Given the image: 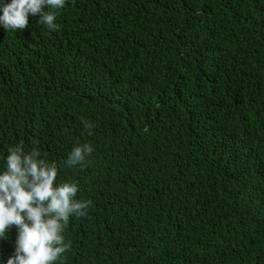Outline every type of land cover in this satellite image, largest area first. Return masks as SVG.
Returning <instances> with one entry per match:
<instances>
[{
	"label": "trees",
	"instance_id": "obj_1",
	"mask_svg": "<svg viewBox=\"0 0 264 264\" xmlns=\"http://www.w3.org/2000/svg\"><path fill=\"white\" fill-rule=\"evenodd\" d=\"M38 20L0 24V173L22 144L91 201L56 264H264V0H66L56 30Z\"/></svg>",
	"mask_w": 264,
	"mask_h": 264
},
{
	"label": "clouds",
	"instance_id": "obj_2",
	"mask_svg": "<svg viewBox=\"0 0 264 264\" xmlns=\"http://www.w3.org/2000/svg\"><path fill=\"white\" fill-rule=\"evenodd\" d=\"M66 0H11L0 5V24L6 30L28 28L29 16L51 30L57 10ZM46 9H50L46 11ZM86 129L94 125L84 121ZM91 134V133H89ZM90 144L73 148L67 167H84L92 154ZM5 170L0 173V239H5L12 226L17 229L16 248L7 264H56L70 248L64 229L72 215L85 216L91 201L77 200L78 185L57 183L58 167L39 158L33 150L26 153L22 144L9 148Z\"/></svg>",
	"mask_w": 264,
	"mask_h": 264
}]
</instances>
